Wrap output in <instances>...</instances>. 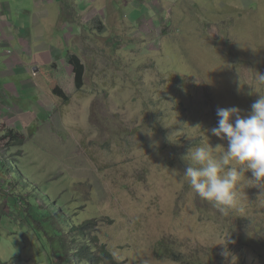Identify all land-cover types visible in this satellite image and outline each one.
I'll return each instance as SVG.
<instances>
[{
	"label": "rangeland",
	"instance_id": "1",
	"mask_svg": "<svg viewBox=\"0 0 264 264\" xmlns=\"http://www.w3.org/2000/svg\"><path fill=\"white\" fill-rule=\"evenodd\" d=\"M44 1L8 0L0 137L16 130L0 152L18 169V189L31 190L25 202L56 212L40 225L19 202L6 208L13 185L0 173V264H51L50 226L63 214L96 220L115 264H185L178 253L194 250L207 264H264V190L251 172L228 215L182 180L189 149L227 147L210 131L217 109L247 115L264 95V0ZM28 27L32 41L22 39ZM30 53L39 60L27 63ZM71 54L85 66L81 87Z\"/></svg>",
	"mask_w": 264,
	"mask_h": 264
},
{
	"label": "clouds",
	"instance_id": "2",
	"mask_svg": "<svg viewBox=\"0 0 264 264\" xmlns=\"http://www.w3.org/2000/svg\"><path fill=\"white\" fill-rule=\"evenodd\" d=\"M256 83L264 86V73H256ZM241 113L235 106L217 109L218 126L210 131L227 141V147L208 142L192 147L184 157L182 180L223 215L236 209L245 173L251 172V179L246 178L251 186L264 190V95L247 115Z\"/></svg>",
	"mask_w": 264,
	"mask_h": 264
},
{
	"label": "trees",
	"instance_id": "3",
	"mask_svg": "<svg viewBox=\"0 0 264 264\" xmlns=\"http://www.w3.org/2000/svg\"><path fill=\"white\" fill-rule=\"evenodd\" d=\"M130 15L133 16V13H130ZM112 47H115V45H112ZM68 59H70L73 63V73H74V82L76 87H81L83 83V77L85 76V66L81 62L80 58L76 54H71L68 56ZM14 134L12 130H9L7 132H4L3 135L0 137V141H6L7 138L8 141H6V149L9 148V146L13 143L14 139ZM22 144V142L20 141ZM15 144V142H14ZM18 144V143H16ZM20 145V144H19ZM0 158L3 159L1 160L3 171L0 173H5L9 174V177L6 179V183L9 185H13V188L10 190V194H4L6 197L7 205L13 206L16 205L17 202L20 203L21 206H24L28 211H32L34 213H31V217L37 221L40 225L47 219L49 214L51 212H56L55 209H53L51 206H48L43 209H34L32 208L28 203L25 202L24 198L22 197V189L24 186L22 184L19 185L18 189V183L15 182V180L12 178V175L14 173H18V169L16 166L12 164L10 159L6 157V155L2 154L0 152ZM6 162V165H5ZM8 180V181H7ZM0 187L1 184H0ZM27 190V194L29 195L31 193V190L28 188L24 187ZM0 194H2L0 192ZM12 198H11V197ZM12 200V201H11ZM27 204V205H26ZM59 204L63 207V209L66 210V212L70 213L71 209L70 207L66 206V203H61ZM9 213L11 212L10 210L8 211ZM12 215V214H11ZM13 217V216H12ZM63 219L61 222L56 223L54 226H50V229L53 230V232L49 237V243L51 246V254L48 255L49 261L51 264H96L97 262H107L109 264H115L118 263L116 259L112 256V254L105 248L103 244L99 242V238L95 233L96 229V220L94 219H88L85 220L82 223H74L70 222L68 216L63 214ZM68 229V232L65 234H62V236H66L67 238V244L64 246L60 237H61V230ZM35 229V228H34ZM35 236H41L36 229ZM42 235H48L47 232H43L41 230ZM37 238V237H36ZM38 240V238H37ZM69 243V244H68ZM161 244V251L165 250L164 252H171V254L174 252V250L169 246H163ZM256 245H260L258 242H256ZM64 247V248H63ZM172 250V251H171ZM162 251V252H163ZM181 254L178 253V255L183 259L185 264H207L201 259L200 253L198 250H194L192 252V255H187L183 252H180Z\"/></svg>",
	"mask_w": 264,
	"mask_h": 264
},
{
	"label": "crops",
	"instance_id": "4",
	"mask_svg": "<svg viewBox=\"0 0 264 264\" xmlns=\"http://www.w3.org/2000/svg\"><path fill=\"white\" fill-rule=\"evenodd\" d=\"M4 2H2V0H0V9H1V11H2V14H3V18L5 19V21L4 22H1V18H0V38H1V35L2 34H7V30H8V26H9V24L10 23H8L7 22V18H9V16H10V14H11V11H10V9H9V2H8V0H3ZM44 2H48V3H53V2H55L56 3V1L55 0H46V1H44ZM32 14H33V12H32ZM34 16H36V15H34ZM3 24V25H2ZM11 25V24H10ZM33 25H37V22H36V20H34V23L32 24V26H31V29H32V27H33ZM22 26V23L21 22H19V24H18V28L16 29V33L18 32V29H19V27H21ZM28 29H30V27H28ZM31 29L29 30V33L27 34V36H26V38H22V39H25V40H30V41H32V39H33V37H32V33L33 32H31ZM4 32V33H3ZM16 33H13L14 35H13V39H15V37H16ZM25 40H22L23 42H25ZM20 41H21V38H17V42L18 43H20ZM26 45H28V44H26ZM28 48L30 49V45L28 46ZM26 56H27V59H29L28 61H27V63H35L37 60H39V54H35V55H33V54H26ZM34 56H36V58L34 57ZM35 58V60L34 61H32V58ZM26 59V60H27ZM52 59V58H51ZM38 71V70H37ZM36 72V71H35ZM13 130H16V128L15 129H13Z\"/></svg>",
	"mask_w": 264,
	"mask_h": 264
}]
</instances>
